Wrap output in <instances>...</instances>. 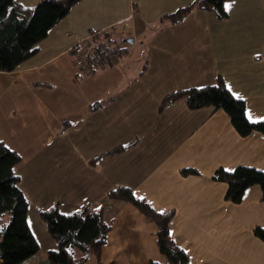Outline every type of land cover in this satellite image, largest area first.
<instances>
[{
    "label": "crops",
    "instance_id": "0c3cea01",
    "mask_svg": "<svg viewBox=\"0 0 264 264\" xmlns=\"http://www.w3.org/2000/svg\"><path fill=\"white\" fill-rule=\"evenodd\" d=\"M19 1L34 6L41 0ZM190 1L78 0L32 56L12 71L0 70V139L22 156L17 166L22 189L27 193L25 173L41 172L24 170L34 167L46 149L63 145L68 152L76 143L73 152L81 156L84 171H44V181L52 189L58 184L68 192L71 187L69 193L83 194L81 202L104 206L112 228L101 264H149L152 259L169 264L158 246L157 224L133 203L108 197L122 184L157 210H174L171 232L192 264H264V241L253 232L256 225L264 226L262 187L251 185L242 201L234 202L226 196L227 182L213 177L218 167L264 169V134L243 136L224 109H192L185 98L160 110L168 92L214 82L220 74L246 100L249 118H264V0H227L225 18L196 8L177 23L160 20ZM104 31L117 41L120 35L123 41L133 36L134 42L97 72L79 71L72 47ZM145 42L146 58L133 55ZM143 60L150 71H126L127 61ZM132 80L141 89L132 104L122 99V105L117 96L134 91ZM127 111L134 118H127ZM116 112H121L120 122L114 126L125 131L120 141L129 146L104 154L111 147L103 141L102 149L81 152L79 145L94 144V134ZM184 168L198 173H184ZM98 263L92 254L86 264Z\"/></svg>",
    "mask_w": 264,
    "mask_h": 264
},
{
    "label": "trees",
    "instance_id": "16d2710c",
    "mask_svg": "<svg viewBox=\"0 0 264 264\" xmlns=\"http://www.w3.org/2000/svg\"><path fill=\"white\" fill-rule=\"evenodd\" d=\"M77 1L41 0L34 6H28L19 0H0V70L12 71L32 56L38 50V43ZM226 1L192 0L163 14L160 20L177 23L196 8L212 10L220 18H225L228 16ZM92 33L88 46L89 58L102 54L112 44L122 45L114 39L111 31ZM125 49L123 46L118 55L121 56ZM103 66L106 64L103 63ZM97 70L88 69V72L93 74ZM179 98H185L192 109L209 105L214 109H224L230 115L236 130L243 136L254 131L264 134V118L250 119L246 100L236 95L220 74L214 82L168 92L161 100L160 110ZM125 147L126 145L119 144L108 151H119ZM21 160V154L0 139V264H28V260L40 250V244L29 222V198L21 187V175L17 171ZM183 172L198 173V170L184 168ZM213 177L227 182L226 196L234 202L242 201L247 188L254 184L262 187L264 200L262 168L253 165H238L233 169L218 167ZM108 197L133 203L157 224L158 246L169 264H192L187 250L172 235L170 223L174 216L173 209L166 212L157 210L150 201L137 195L126 184L110 189ZM40 214L47 222L51 235L57 240V246L48 251L47 258L41 264H86L92 254L97 256L98 264H101L102 249L112 228V221L106 217L104 206L86 205L81 210L65 212L56 205L41 208ZM253 232L264 241L263 225H256ZM149 264L160 263L152 259Z\"/></svg>",
    "mask_w": 264,
    "mask_h": 264
},
{
    "label": "rangeland",
    "instance_id": "374dc122",
    "mask_svg": "<svg viewBox=\"0 0 264 264\" xmlns=\"http://www.w3.org/2000/svg\"><path fill=\"white\" fill-rule=\"evenodd\" d=\"M118 38H120L119 42H121L123 46L129 45L128 42L123 41L124 36L121 37L120 35ZM133 53H134L133 55H136L138 57L146 58L148 54V42L147 43L145 42L143 47L134 48ZM131 54L132 53H129V55ZM138 61H130L129 63L127 61L126 67H125L126 71L131 74H137V73L141 74L144 71H150L149 63H146V61L144 60L140 63ZM77 67L79 71L85 72L86 74H90L88 72V69L81 68L78 65ZM156 69L158 70V67ZM132 81L133 82H131L130 87H132L134 91L131 90L130 92H127V95H123L121 97L117 96L118 103L122 105L125 104V102L122 101L123 99V100H126L127 103L129 102L132 104V100H134L133 94L135 93V90L141 89L140 87H135L139 85L140 83L136 85L135 80H132ZM116 113L117 114H114L115 116H111L110 119L106 121L107 123L105 125V128L100 131V134L98 130H97V133L94 134V137H95L94 144L92 142L88 143L86 141L84 145L83 144L79 145L81 152L85 151V149H87L88 147H92V146H95L97 148L101 147L103 144V141L110 142V143H107V146L109 148L110 147L114 148L118 146L119 144H122L121 143L122 141L120 140L122 139L121 136L125 135V131L121 132L118 127L114 126L115 122L116 123L120 122L117 115L120 114L121 112H116ZM125 114L127 115V118L128 117L134 118L133 112L127 111ZM138 115H140V113H138ZM141 115L139 116V118H141ZM121 122H125V121H121ZM99 140L102 141L100 145L98 144ZM123 144L127 146L128 143L126 144L123 143ZM62 146L53 145L51 146L50 149H46L44 154L40 156L37 161L33 162L34 167L29 168V169L26 168L24 170V171H41V172H38V175L37 173H35V175H31L30 173L29 174L25 173L26 177L24 180V186L27 192L25 194L29 198V211H28L29 222L40 244V250L28 260L27 262L28 264H41L47 258L48 251L57 246L56 238H54L51 235L48 229V226H47V222L45 221L44 218H42L40 214V209L43 208L41 207L43 206V204H45V207L43 209L50 208V207L57 205L60 207L62 211H65V212H73L75 210H81L86 205H91V204L86 203L85 200H83L82 202L80 201V198L83 199L82 197L83 194L76 193V192L69 193V190L71 189V187H69L68 192L65 190H61V186H58V184L57 186H53L55 189H52V188H48V183L44 181V175H43L44 171H57V172L58 171H84V169L82 168L83 162L81 159H79V157L81 156L77 157L76 152H73V150L75 151L77 150L76 143L70 145V150L68 152H66V150H62L63 149ZM121 151L123 152L124 149L119 150V151L118 150L113 151V153L114 152L119 153ZM104 154H109V151H107ZM99 156L100 155H98L97 157ZM121 163L123 164L124 161L122 160ZM103 171H106V170L104 169ZM118 171H122V168H118ZM22 180L20 181L21 183L23 182ZM84 187L88 191L91 190L90 186L86 185V183L83 184V188ZM66 203H70L71 205L70 209L66 208ZM76 203H78L79 206L76 205Z\"/></svg>",
    "mask_w": 264,
    "mask_h": 264
},
{
    "label": "built area",
    "instance_id": "2783aa9c",
    "mask_svg": "<svg viewBox=\"0 0 264 264\" xmlns=\"http://www.w3.org/2000/svg\"><path fill=\"white\" fill-rule=\"evenodd\" d=\"M71 35V33H68ZM93 33L80 39L73 47L74 50L77 46H81L78 49H75L74 59L76 64L81 68L86 69H99L103 66V63L108 65L111 62H114L118 57V53L123 49V45L120 44H112L103 50L102 54L93 55L92 57H88V46L90 45V38ZM108 56L109 59L106 60Z\"/></svg>",
    "mask_w": 264,
    "mask_h": 264
},
{
    "label": "water",
    "instance_id": "95a60500",
    "mask_svg": "<svg viewBox=\"0 0 264 264\" xmlns=\"http://www.w3.org/2000/svg\"><path fill=\"white\" fill-rule=\"evenodd\" d=\"M125 42H129V43H133L134 42V37L133 36H129V37H126L124 39Z\"/></svg>",
    "mask_w": 264,
    "mask_h": 264
},
{
    "label": "snow or ice",
    "instance_id": "6c2138e0",
    "mask_svg": "<svg viewBox=\"0 0 264 264\" xmlns=\"http://www.w3.org/2000/svg\"><path fill=\"white\" fill-rule=\"evenodd\" d=\"M251 118V117H250Z\"/></svg>",
    "mask_w": 264,
    "mask_h": 264
}]
</instances>
